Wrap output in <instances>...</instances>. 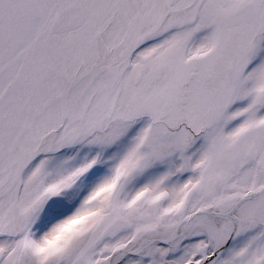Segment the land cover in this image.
<instances>
[{
  "label": "snow or ice",
  "instance_id": "obj_1",
  "mask_svg": "<svg viewBox=\"0 0 264 264\" xmlns=\"http://www.w3.org/2000/svg\"><path fill=\"white\" fill-rule=\"evenodd\" d=\"M0 264H264V0H0Z\"/></svg>",
  "mask_w": 264,
  "mask_h": 264
}]
</instances>
